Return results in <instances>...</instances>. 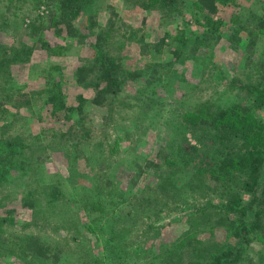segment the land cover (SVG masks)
<instances>
[{
  "label": "rangeland",
  "instance_id": "374dc122",
  "mask_svg": "<svg viewBox=\"0 0 264 264\" xmlns=\"http://www.w3.org/2000/svg\"><path fill=\"white\" fill-rule=\"evenodd\" d=\"M228 1L232 2L221 7L214 17L222 18L225 25L211 31V20L197 9L167 17L155 8L146 11L128 0H99L102 10L97 19L105 26L110 6L117 14L116 27L125 23L128 36L132 33L134 39L140 40L145 35L157 42L171 35L185 45L179 47V53L172 52V46L166 47L151 60L141 54L135 43L126 41L120 46L124 31L115 33L117 42L120 36V44L112 40V54L121 49L126 67L136 71L146 68L148 77L157 67V76H162L163 82L155 83L156 95L152 89L145 90V84L140 83L145 81L130 80L113 106L95 107L89 103L93 91L74 79L77 68L89 59L91 35L99 30L88 28L89 17L97 16L95 10L91 8L77 19L79 33L71 39L65 30L58 33L61 26L57 27L55 21H59L61 12L57 0H0V109L4 111L0 116V218L8 220L0 222L1 251L17 256L20 239L35 235L55 254L58 248L62 251L58 261L52 258L33 264H76L73 258L78 252L83 254L78 253L79 264H107L103 240L109 234L90 232L83 226H89L96 213H101L97 223L102 227L121 213L134 211L141 216L137 225L120 226L131 229L133 240L138 242L135 244L144 243L145 248L154 245V254L144 251L127 264L190 263L186 252L191 246L184 232L194 208L210 211V203L224 202L228 192L248 196L244 189L248 176L238 170L228 176L216 172L214 145L203 147L202 143L211 145L216 124L221 123L237 130L243 129V124L256 126L257 138H264V104L254 97L264 87V30L259 27L261 20L264 22V0ZM194 10L199 21L192 16ZM236 16L245 23L244 29L232 20ZM201 59L207 65L205 74L199 73ZM48 85L54 86L56 93L61 90L70 107H77L78 96L82 95L86 111L75 114L72 121H61L51 112V106L44 104L42 92ZM249 86L257 87L256 95L244 89ZM154 94L157 102L151 103ZM226 107L234 109L224 115L221 111ZM204 119L214 121L215 126H203L200 121ZM73 123L77 128L74 126L71 132L84 136L78 146L66 139L69 135L64 137ZM9 140L17 147L7 149L5 143ZM187 143L209 151L204 157L202 182L195 181L198 187H187L168 196L157 185L175 171L172 152ZM239 149L240 146L234 148L235 152ZM161 150L167 157L160 158ZM178 173L189 176L187 172ZM213 175L219 176V181L213 180ZM56 188L59 196L52 195ZM101 188L110 195L99 197H104L100 200L103 209L87 210L84 204L93 202H86V190ZM23 200H32L35 208L23 207ZM112 200L121 205L119 211H113ZM9 210L15 212L10 214ZM141 221L154 224L148 229L151 238L146 241L142 240V230L147 231V227ZM227 229H217L212 239L237 243L239 240ZM69 238L75 240L71 246ZM248 239L242 244L251 263L264 264L260 256L264 255V240L254 233ZM135 248L130 245L137 252ZM16 256L9 257V261L0 259V264H18Z\"/></svg>",
  "mask_w": 264,
  "mask_h": 264
},
{
  "label": "trees",
  "instance_id": "16d2710c",
  "mask_svg": "<svg viewBox=\"0 0 264 264\" xmlns=\"http://www.w3.org/2000/svg\"><path fill=\"white\" fill-rule=\"evenodd\" d=\"M98 1L99 0H57L58 10H60L61 13L58 16L59 21L55 22L57 27L61 26L58 33L61 34L65 30L67 32V37L75 39L79 33L78 27L75 24L77 19H79L82 14L90 11L91 8L97 13L96 18L94 16L89 17L90 24L88 25V28L91 30H94L95 28L99 29L97 33L91 35L93 38H91V42L89 43L91 49L89 59H86L85 62L77 68L74 79L78 85L93 91L94 95L92 96L93 98L89 100V103L95 107H105L107 105L113 106L116 103L118 95L122 91L126 82L130 80L137 82L141 80L145 81H141L140 83L145 84L146 91L149 89L153 90L155 83L163 82L161 78L162 76H157V74L160 73V69L157 67L154 66L155 69H153V71L152 69H148L152 71V74L148 77L147 71L145 70L146 68L136 71L135 69L131 70L126 67L123 61L124 58H122L123 56L121 55V49L118 54H112L111 48L113 47L115 49L112 40L120 44V36H118L119 40L117 42L115 33L124 31V41L120 46L123 47L126 41H129V44L135 43L139 47L141 54L145 57H150L151 60L157 55L159 56L162 54L163 51L167 49L166 47L169 48L172 46L174 47V50L171 51L179 53V47H182L185 44L183 40L179 39V37H173L171 35H166L157 42H152L146 39L145 35L142 36L140 40L134 39L132 33L128 36L129 27L125 26V23L116 27L115 19L117 18V14L115 13V9L110 6L108 7L110 10V17L107 19L105 26L97 19L99 15L98 13L102 10V5ZM129 1L132 2V5L133 3L136 5L140 4L146 9V11L155 8L159 10L163 16L167 17H171L176 13L183 16V11L185 9L190 13L193 9H197L201 14L206 15V19L211 20L209 23L211 31L225 25L226 21L222 18H216L215 20L214 17L219 14L221 7H225L232 2H229L228 0H196L192 3H189L187 0H128V3ZM195 14L196 11L194 10L192 16L197 18ZM199 20L200 19L197 18V21ZM232 20H236L239 23V29H244L243 25H245V23L239 21L237 16L232 18ZM259 27L264 30V22L262 20L259 23ZM234 35L235 34H233L232 37H234ZM250 45H253V41ZM28 53L29 52H27V54ZM199 65V73L205 74L207 68L205 59H201ZM146 67L148 68L149 66ZM204 67L206 68L204 69ZM128 71L129 74L127 73ZM181 80L184 81V79ZM256 88L257 87L255 86H249L244 89H249L250 92L256 95V92L254 91ZM152 90H150L152 94L154 91L157 95V90ZM155 94L152 95V99H150L151 103L157 102ZM259 94V96H254L256 98L255 100L258 103L261 102V104H264V87L259 90ZM42 95L46 107L51 106V112L61 121L62 119L67 122L70 120L72 121L75 114L80 111L81 114H83L86 111V100L83 99L84 97L82 95L78 96L79 105L77 107H70L67 100L68 98L61 95V90L59 93H56L54 86L49 88L48 85L47 90L42 92ZM26 102L29 103L30 101L27 100ZM253 102L255 103L254 100ZM34 105V108H37L35 103ZM225 109V111H221L222 113L225 112L224 115L227 112H231L234 108L226 107ZM236 109H239V107H235V110ZM2 110L3 108L0 109V116L4 112ZM200 124H203V126L207 124L215 126L214 121L208 123L205 119L201 120ZM74 126L76 130L77 125L76 123H73L70 126V129L64 134V137L69 135L70 138L66 139L72 141L73 144L78 146L84 136L77 134L75 131L71 132L74 130L72 129ZM216 126L217 128L215 129L216 132L214 131L215 135L212 142L213 144L202 143V145L203 147L213 145L216 147L215 150L214 146L212 148L214 156L217 159L216 172L219 171L220 174L228 176L230 173L238 170L248 176L244 183V189L248 196L244 198L239 192H228L227 195H225L226 200L224 202L220 204L210 203V211L204 212L199 208H194L193 212L195 213L189 217L188 230L184 232L188 234V246H191V249H188L186 253L189 260H191L189 264H252V259L246 253V249L243 248L242 243L244 241L249 242L248 237L251 233H254L256 238L264 240V138H257L256 130L258 129L253 125L243 124L242 127L244 128L241 130H237L233 125H227L224 123L216 124ZM81 129L86 130L84 128ZM85 132L90 133L88 130ZM212 133L213 132L211 131V134ZM5 145L7 149H14L17 147L13 140L7 141ZM238 146H240V149L238 152H235L236 150H234V148ZM243 148L246 149V151H243ZM208 152L209 151L206 148H197L189 143L183 145L179 151H173L172 154L175 153V159L173 161L175 171L172 172L166 180L157 185L158 190L161 189L170 196L169 193L176 195L181 189L187 187H198L199 184L194 183L195 181L199 183L202 182L200 175L204 169V157ZM162 156L167 157V155L163 153V150L160 151V158ZM152 165L159 167L156 164ZM180 171L182 174L187 172L189 176H181V174L178 173ZM212 171L215 172L214 170ZM218 177L219 176L216 175L211 176V178L216 181H219ZM1 181L2 178L0 174V183ZM70 181L71 184H73L72 179ZM107 183L110 182L107 181ZM86 192L89 194L86 202H93L91 204H84L87 206V210L96 208L100 210L103 209L100 207V200L104 199V197H99L102 195L107 198L110 197L105 189H102L101 191L87 189ZM52 195L59 196L60 191L57 189V192H54ZM22 205L25 208H35V202L32 200H23ZM111 205L113 211H119L121 209V205L118 202L112 200ZM148 210H145L144 214ZM203 210L206 209L204 208ZM14 212V210L8 211L10 214ZM161 212H163V210H161ZM99 214L101 213H96V218L89 223V226L86 223L83 227L90 232L93 231L96 233V231H100V233L105 232L109 234V237L103 240L106 244V250L108 251L106 260L107 264L130 263L133 258H138L139 255L144 253V251H148V254L150 255L154 254L152 250L154 245L145 248L144 243L141 245L135 244L138 242L133 240L131 229L120 226L121 223L124 225H137L138 221L141 219L139 214L134 213V211L121 213L102 227L97 223L101 220ZM145 215L146 217H144V219L147 220L148 215ZM90 216L91 215H89V217ZM5 221L8 220L0 218L1 223H4ZM11 221L12 220H10L9 223L12 224L13 222ZM143 223L144 226L147 227V231L142 230V234L145 235L142 240L146 241L151 238V236H148V229L152 228L153 223ZM219 228H228L227 230H230L231 234H234L239 241L237 243L234 241V244H232L231 242L226 243L225 240L220 241V239L216 238L213 240L212 236H216V230ZM73 238L72 240L71 238L68 239V244L70 246L72 245L71 241H75ZM130 245L136 247L135 250L137 252L132 251ZM82 248L83 245H81L80 250H82ZM57 250V254H55L53 248L48 246L41 237L29 235L22 237L18 242L17 256L13 253L5 254L4 251L0 250V259L8 260L9 257L11 259L16 256L18 264H33V261L47 262L52 258L58 261L59 253L62 249L58 248ZM12 252H14V250H12ZM75 253L77 252H74V254ZM78 253L82 254L81 252ZM78 253L73 258L76 260V264H79ZM260 256L264 257L262 253ZM177 263L183 264L182 261ZM80 264H83V262H80Z\"/></svg>",
  "mask_w": 264,
  "mask_h": 264
}]
</instances>
